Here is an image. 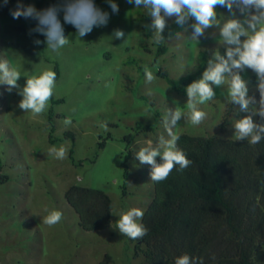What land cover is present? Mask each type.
<instances>
[{"label": "rangeland", "instance_id": "obj_1", "mask_svg": "<svg viewBox=\"0 0 264 264\" xmlns=\"http://www.w3.org/2000/svg\"><path fill=\"white\" fill-rule=\"evenodd\" d=\"M17 2L8 0L4 5L0 0V59H7L21 72V86L24 77L47 69L59 77L46 112L39 116L20 110L18 90L9 93L0 84V176L9 177L7 184H0V264H102L106 256L112 257V264H143V256L137 257V241L115 228L121 212L136 207L145 215L154 198L151 165L140 164L135 153L148 140L155 146L160 135L167 138L162 120L168 109L187 112V95L173 92L157 73L164 69L176 80L193 73L200 54L210 57L218 47V31L209 29L206 36L215 33V38L202 37L200 43L186 35L168 41V53L155 63L156 44L144 29L151 23L147 10L126 0H113L119 12L112 13L107 0H94L110 15L107 26L79 38L65 24L70 42L57 54L43 43L34 44L35 39L44 40L38 33L30 34L36 26L34 20L12 18L10 10ZM20 2L38 10L55 6L61 9L63 22V9L71 0ZM171 23L169 20L168 25ZM116 29L124 31V40L113 38ZM146 47L152 52L147 53ZM145 67L156 77L151 84L145 82ZM241 75L249 82V95L258 101L257 87L252 85L255 73L249 69ZM215 91V99L200 106L207 118L193 126L182 117L174 129L177 135L235 140V119L248 113L227 103V84ZM59 100L63 102H54ZM66 118L71 119L70 126L64 125ZM253 120L257 123V115ZM146 127L153 132L139 131ZM66 133L74 138H65ZM130 135L136 136L131 145L125 141ZM102 142L106 143L104 149L99 146ZM53 146L66 147L67 158L50 156L48 150ZM129 154L126 182L123 165ZM73 186L100 190L111 198L108 230L85 232L80 228L78 215L66 200ZM45 208L61 211V222L51 227L44 224Z\"/></svg>", "mask_w": 264, "mask_h": 264}, {"label": "clouds", "instance_id": "obj_2", "mask_svg": "<svg viewBox=\"0 0 264 264\" xmlns=\"http://www.w3.org/2000/svg\"><path fill=\"white\" fill-rule=\"evenodd\" d=\"M112 13H118L119 7L113 0H107ZM128 4H134L135 8L147 10L151 17V23L145 25L151 32L152 42L161 45L165 41L188 39L200 43L202 37L215 38V33L209 34V29L218 31V47L212 50L206 61L201 76L193 80L186 87L187 112L178 107L168 109L162 123L167 132L158 137V142L153 146L152 140L135 153L140 164L151 165L150 179L153 182H162L168 178L174 169L184 171L192 161L187 158L185 152L178 147L179 135L174 132L182 117L193 126H199L206 118L207 113L200 106L212 101L216 97L217 88L227 84V96L225 100L231 105H238L239 111L248 113L240 119H235L233 124L234 138L236 141L247 140L251 145H256L264 139V0H126ZM8 0H4L7 5ZM218 9H225L220 12ZM61 9L50 6L38 10L34 5L25 6L18 0L16 8L10 10L13 19L34 20L36 26L30 30L38 33L44 40H34L35 45L41 43L53 53H59L70 42L65 34V24H70L79 38L91 33L94 28L106 27L110 15L98 8L94 0H71L66 4L63 22L60 19ZM172 20L178 29L182 31L169 32L165 38V30L168 21ZM113 38L124 40L123 30L113 31ZM223 47V54L220 51ZM252 70L257 77V90L259 100L249 95L248 81L241 73ZM145 82L151 84L155 76L147 67L144 69ZM23 77L21 72L11 66L7 59H0V84L7 86L6 91L11 93L18 90L21 97L18 108L23 112H30L34 116L46 112L49 101L56 87L57 74L51 69L43 70L38 75L24 77V84L19 81ZM258 105V106H257ZM258 115L261 123H255L253 116ZM65 126H70L72 121L66 118ZM102 127L107 130L106 125ZM48 154L55 159L67 158L68 149L64 146L49 148ZM160 157L158 163L156 158ZM47 215L42 222L48 226H54L61 222L63 213L59 210L49 211L44 209ZM144 211L132 207L119 214L116 221V229L123 236L132 240H140L148 233L147 227L141 222ZM215 260V256H211ZM175 264H203L199 257H190L183 254L175 259Z\"/></svg>", "mask_w": 264, "mask_h": 264}, {"label": "trees", "instance_id": "obj_3", "mask_svg": "<svg viewBox=\"0 0 264 264\" xmlns=\"http://www.w3.org/2000/svg\"><path fill=\"white\" fill-rule=\"evenodd\" d=\"M144 29L151 38V32ZM175 31L182 30L173 22L165 30V38ZM167 42L156 45L155 63L168 53ZM220 51L223 54L224 49ZM146 52L152 51L146 47ZM208 58L201 53L195 71L181 79L171 78L164 69H159L157 76L173 92L186 95L187 85L201 76ZM252 85L257 87V77L252 79ZM261 122L257 115V123ZM139 131L153 132V128ZM64 136L74 138L71 133ZM135 137L127 136L125 141L131 145ZM179 137L178 147L192 164L182 172L177 166L166 180L154 182V198L141 221L148 233L136 240L137 257L143 256V264H175L183 254L199 257L203 264H264V139L251 145L247 140L189 134ZM49 142L54 143L52 135ZM105 145L102 142L100 149ZM72 154L71 151V158ZM129 158L130 154L123 165L126 182ZM0 177V184L9 182V177ZM123 195H128L127 189ZM66 200L85 232H102L111 227L113 203L103 191L73 186ZM213 255L215 260L211 259ZM112 262V257L106 256L102 264Z\"/></svg>", "mask_w": 264, "mask_h": 264}]
</instances>
